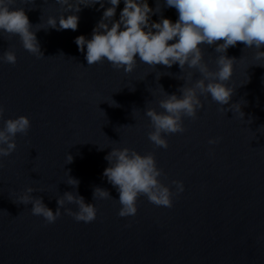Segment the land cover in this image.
I'll return each mask as SVG.
<instances>
[{
    "label": "water",
    "instance_id": "1",
    "mask_svg": "<svg viewBox=\"0 0 264 264\" xmlns=\"http://www.w3.org/2000/svg\"><path fill=\"white\" fill-rule=\"evenodd\" d=\"M13 7L24 8L43 55L26 50L17 34L0 33V56L7 49L17 57L15 64L0 60V127L21 114L31 122L27 133H16L15 149L0 156V264H264V66L258 65L264 58L242 41L229 46L226 54L235 57L229 103H241L244 117L203 94L195 117L184 116V131L165 134L162 147L147 135L145 109L164 111L158 100L190 86L200 77L196 68L139 59L131 72L106 59L87 64L74 37L90 36L103 9L82 6L75 30H57L45 23L63 11L57 0H15ZM161 14L176 19L173 7ZM201 48L215 70L219 53ZM125 146L152 152L159 179L173 191L171 181H183L171 207L140 194L135 215L117 214L119 194L102 172L111 147ZM68 175L78 184L67 183ZM28 185L53 211L58 196L77 192L95 205L96 218L76 220L63 207L77 205L66 202L46 222L30 202L15 199ZM95 186L110 196L93 197Z\"/></svg>",
    "mask_w": 264,
    "mask_h": 264
},
{
    "label": "clouds",
    "instance_id": "2",
    "mask_svg": "<svg viewBox=\"0 0 264 264\" xmlns=\"http://www.w3.org/2000/svg\"><path fill=\"white\" fill-rule=\"evenodd\" d=\"M15 0H0V33L17 34L22 46L36 56L43 55L33 24L23 7H13ZM63 11L57 16L49 15L46 25L61 29L75 30L78 27L79 11L82 6H96L103 9L100 18L93 25L90 36L79 34L74 37L78 50L84 53L87 64L106 59L116 69L131 72L137 59L150 66L162 64L170 67L174 63L183 70L196 68L200 77L190 85L179 86L180 94L166 93L158 100L164 111L147 107L145 114L150 118L152 130L147 133L155 145L167 147L168 133L184 131L183 117H195L201 108V95L232 111L235 109L243 118L241 103L231 102L234 87L227 81L233 73L234 58L226 54L229 46L238 41L243 47L254 48L257 60L264 58V0H162L154 6L149 0H57ZM122 3L117 13V7ZM162 7H173L176 19L161 14ZM157 19H153V14ZM201 44L214 46L219 55L216 68L212 70L203 59ZM16 54L5 50L0 60L15 64ZM258 65L264 66V63ZM162 88V86H161ZM4 108L0 106V116ZM30 119L26 115L8 117L0 127V156L9 155L16 147V133H27ZM218 138H209L216 143ZM102 148V147H100ZM108 164L102 176L118 192L119 216L135 215L136 200L140 194L156 205L171 207L173 195L183 191L182 180L174 179L173 191L159 177L162 169L157 166L152 152L141 154L129 147H111L104 157ZM70 153L66 162L72 161ZM67 183L77 185L78 180L68 175ZM35 188L28 185L16 194V201L31 203V212L41 215L46 222H54L61 215V208L75 203L77 210L63 207V211L78 221L90 222L96 218L97 209L92 202H85L77 192L65 191L57 197L55 211L46 205L43 198L33 196ZM93 197L110 196L105 188L95 186Z\"/></svg>",
    "mask_w": 264,
    "mask_h": 264
}]
</instances>
